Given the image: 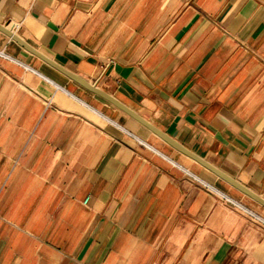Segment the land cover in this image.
I'll list each match as a JSON object with an SVG mask.
<instances>
[{
	"label": "crops",
	"instance_id": "0c3cea01",
	"mask_svg": "<svg viewBox=\"0 0 264 264\" xmlns=\"http://www.w3.org/2000/svg\"><path fill=\"white\" fill-rule=\"evenodd\" d=\"M0 25L264 200V0H0ZM0 50V264H264V205Z\"/></svg>",
	"mask_w": 264,
	"mask_h": 264
},
{
	"label": "water",
	"instance_id": "95a60500",
	"mask_svg": "<svg viewBox=\"0 0 264 264\" xmlns=\"http://www.w3.org/2000/svg\"><path fill=\"white\" fill-rule=\"evenodd\" d=\"M0 28L6 30V32L14 40H16L18 43L21 44V46H23L25 49H27L28 51H30L34 55H36L39 58H41L47 64H49L50 66H52L53 68H55L56 70H58L59 72H61L62 74L66 75L71 80L77 82L79 85H81L86 90L90 91L91 93L97 95L98 97H100L103 100L107 101L111 105H113L116 108L120 109L125 114H127L128 116H130L131 118H133L135 121H137L138 123H140L142 126L146 127L152 133H154L155 135H157L158 137H160L162 140H164L170 146H172L173 148H175V149H177V150H179V151H181V152H183V153L191 156L197 162H199L200 164H202L204 167H206L207 169L211 170L212 172H214L219 177L223 178L224 180H226L227 182H229L230 184H232L236 188L240 189L244 193L248 194L249 196H251L252 198H254L255 200H257L259 203H261L262 205H264V200L262 198H260L256 194H254L251 191H249L248 189H246L244 186H242L241 184H239L234 179H232V178L228 177L227 175L223 174L221 171L217 170L216 168H214L213 166H211L210 164H208L203 159H201V158L193 155L189 151H187L184 147H182L177 142H175L173 139H171L169 136H167L165 133H163L162 131H160L156 127H154L152 124H150L147 120H145L144 118H142L136 112H134L133 110H131L130 108H128L127 106H125L124 104H122L121 102H119L116 98H114L113 96H111L107 92L103 91L99 87L95 86L91 82L87 81L85 78H83V77H81V76H79V75H77L75 73H72V72L66 70L62 66L58 65L57 63H55L51 59H49L46 56H44L43 54H41L40 52L36 51L31 46H29L28 44H26L25 42H23L21 39H19L11 30H8V29L4 28L1 25H0Z\"/></svg>",
	"mask_w": 264,
	"mask_h": 264
},
{
	"label": "built area",
	"instance_id": "2783aa9c",
	"mask_svg": "<svg viewBox=\"0 0 264 264\" xmlns=\"http://www.w3.org/2000/svg\"><path fill=\"white\" fill-rule=\"evenodd\" d=\"M9 24L11 25V30L16 29L19 25L18 22L14 21V20H10ZM0 56L1 57H7V55L2 50H0Z\"/></svg>",
	"mask_w": 264,
	"mask_h": 264
}]
</instances>
